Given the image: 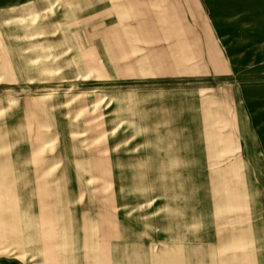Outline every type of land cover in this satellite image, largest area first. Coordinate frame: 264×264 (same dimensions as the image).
I'll return each mask as SVG.
<instances>
[{
  "label": "crops",
  "instance_id": "1",
  "mask_svg": "<svg viewBox=\"0 0 264 264\" xmlns=\"http://www.w3.org/2000/svg\"><path fill=\"white\" fill-rule=\"evenodd\" d=\"M28 3L50 61L18 76L66 85L0 107V264H264V136L229 119V8ZM203 12L222 89L213 48L201 80Z\"/></svg>",
  "mask_w": 264,
  "mask_h": 264
},
{
  "label": "rangeland",
  "instance_id": "2",
  "mask_svg": "<svg viewBox=\"0 0 264 264\" xmlns=\"http://www.w3.org/2000/svg\"><path fill=\"white\" fill-rule=\"evenodd\" d=\"M32 1L0 0V107L3 104H8L7 108L13 109L17 106L19 98L29 91L30 86L33 88L32 91H38L41 86H47L52 91L50 88L52 85H66L65 81L53 84L49 81L41 83L47 79H41V77L20 78L18 76L21 70L24 71L26 65L46 64L50 61L49 48L36 44L43 39L42 36L35 32L25 34L23 29L26 26L25 22H34L32 17L34 13L21 14L19 7L30 4L28 2ZM54 1H57L55 5L60 16L62 10L65 12V0ZM201 1L202 9L206 12H208L206 7L209 6H215L222 11L229 8V69L225 56L228 47L223 45L220 40L225 35L218 33L219 35L216 36L215 31L211 30L209 25V16L203 12L202 23L207 25L203 23L201 32L203 53L201 80L203 87L207 86L209 82V54L213 48L216 51L215 58L218 65V78L213 79V83H218V87L222 89L225 84V71L229 70V119L236 117L249 119L250 123L254 124L253 132L264 136V0ZM76 2H80V0H76ZM211 37L214 38V43H216L215 40L218 43L212 47L208 43ZM40 48L48 55L42 56L38 61L26 60L27 54L33 52L36 54V50ZM46 72H50V70H46ZM90 81L88 85L97 86V79H90ZM98 90L99 87L91 88V94ZM47 97H52V94H47ZM235 123L234 120L233 125L229 126V130L237 133L238 125L236 126Z\"/></svg>",
  "mask_w": 264,
  "mask_h": 264
}]
</instances>
